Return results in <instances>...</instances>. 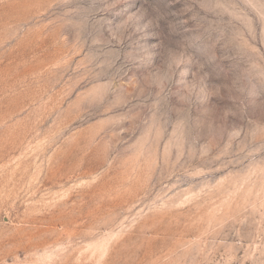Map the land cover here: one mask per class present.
<instances>
[{"label": "rangeland", "instance_id": "374dc122", "mask_svg": "<svg viewBox=\"0 0 264 264\" xmlns=\"http://www.w3.org/2000/svg\"><path fill=\"white\" fill-rule=\"evenodd\" d=\"M0 264H264V0H0Z\"/></svg>", "mask_w": 264, "mask_h": 264}]
</instances>
